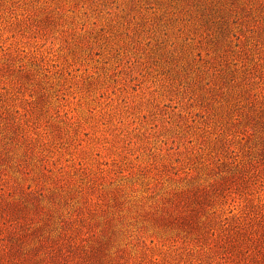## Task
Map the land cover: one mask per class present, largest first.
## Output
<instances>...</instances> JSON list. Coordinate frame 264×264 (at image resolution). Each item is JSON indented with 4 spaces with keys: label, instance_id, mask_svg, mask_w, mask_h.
<instances>
[{
    "label": "rangeland",
    "instance_id": "obj_1",
    "mask_svg": "<svg viewBox=\"0 0 264 264\" xmlns=\"http://www.w3.org/2000/svg\"><path fill=\"white\" fill-rule=\"evenodd\" d=\"M263 239L264 0H0V264Z\"/></svg>",
    "mask_w": 264,
    "mask_h": 264
},
{
    "label": "trees",
    "instance_id": "obj_2",
    "mask_svg": "<svg viewBox=\"0 0 264 264\" xmlns=\"http://www.w3.org/2000/svg\"><path fill=\"white\" fill-rule=\"evenodd\" d=\"M264 243V239L262 240ZM256 249L258 250L259 254H255L252 256V264H264V245L262 247V249L260 247H257L256 245ZM260 254H262V256H260Z\"/></svg>",
    "mask_w": 264,
    "mask_h": 264
}]
</instances>
